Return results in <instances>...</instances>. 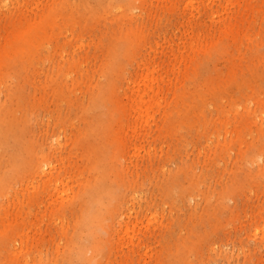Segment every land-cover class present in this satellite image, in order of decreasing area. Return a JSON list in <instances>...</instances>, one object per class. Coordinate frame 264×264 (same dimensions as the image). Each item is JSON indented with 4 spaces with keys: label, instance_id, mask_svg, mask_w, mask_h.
Segmentation results:
<instances>
[{
    "label": "rangeland",
    "instance_id": "1",
    "mask_svg": "<svg viewBox=\"0 0 264 264\" xmlns=\"http://www.w3.org/2000/svg\"><path fill=\"white\" fill-rule=\"evenodd\" d=\"M0 264H264V0H0Z\"/></svg>",
    "mask_w": 264,
    "mask_h": 264
}]
</instances>
